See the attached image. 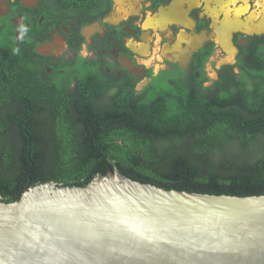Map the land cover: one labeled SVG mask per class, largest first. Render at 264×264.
I'll list each match as a JSON object with an SVG mask.
<instances>
[{"label": "trees", "instance_id": "trees-1", "mask_svg": "<svg viewBox=\"0 0 264 264\" xmlns=\"http://www.w3.org/2000/svg\"><path fill=\"white\" fill-rule=\"evenodd\" d=\"M237 68L206 86L154 76L135 91L84 57L47 71L0 27V199L48 181L83 186L114 166L166 189L264 194V42Z\"/></svg>", "mask_w": 264, "mask_h": 264}, {"label": "water", "instance_id": "water-1", "mask_svg": "<svg viewBox=\"0 0 264 264\" xmlns=\"http://www.w3.org/2000/svg\"><path fill=\"white\" fill-rule=\"evenodd\" d=\"M0 264H264V194L166 189L109 168L0 199Z\"/></svg>", "mask_w": 264, "mask_h": 264}, {"label": "flooded vegetation", "instance_id": "flooded-vegetation-1", "mask_svg": "<svg viewBox=\"0 0 264 264\" xmlns=\"http://www.w3.org/2000/svg\"><path fill=\"white\" fill-rule=\"evenodd\" d=\"M231 1L83 0L80 8L86 10L78 13L75 2L67 3L68 8L62 10L65 6L58 0H0V27L9 25L15 39L37 56L47 71L79 56L87 58L96 73L110 83L129 84L135 91L154 76L170 85L181 82L206 86L219 77V72H237L238 62L264 42V31L248 32L233 25L228 33L233 52L228 55L217 40L214 22L227 20L223 10L229 2L230 10H246L240 14L241 20L258 10L257 0ZM154 15L157 20L145 24L147 17ZM162 23L170 24L158 28ZM21 25L28 31L18 38ZM225 57L232 61L217 65ZM208 69L214 77L209 76Z\"/></svg>", "mask_w": 264, "mask_h": 264}, {"label": "bare ground", "instance_id": "bare-ground-1", "mask_svg": "<svg viewBox=\"0 0 264 264\" xmlns=\"http://www.w3.org/2000/svg\"><path fill=\"white\" fill-rule=\"evenodd\" d=\"M231 2L234 4V0H232ZM255 4H257L258 10L249 12V14H247L248 16L241 20L240 14L245 12L246 10H244L243 8H232L234 11L230 10V8H229L230 2H229L228 4H226L228 7L225 10H223L226 14L227 20H222V22L220 24L218 22H214V28H215L216 33H217V40L224 47V49L226 50L228 55H232V52H233V49H232V47H230L229 42H228V33L231 31L230 27H232L233 25H238V29H244L245 31H248V32L264 31V0H257V3H255ZM170 6L173 7L174 5L173 6L170 5ZM229 16L231 19L229 18ZM174 17H175V15H174ZM182 17H184V15H182ZM173 18H172V20H173ZM236 18H237V20H236ZM173 22H176V21H173ZM243 22H246L249 24H246L244 26L240 25ZM180 23H182V20L180 21ZM190 44H192V43H190ZM230 58H231V56H230Z\"/></svg>", "mask_w": 264, "mask_h": 264}, {"label": "rangeland", "instance_id": "rangeland-1", "mask_svg": "<svg viewBox=\"0 0 264 264\" xmlns=\"http://www.w3.org/2000/svg\"><path fill=\"white\" fill-rule=\"evenodd\" d=\"M214 9V8H213ZM137 10V9H136ZM135 10V11H136ZM133 12V11H132ZM212 12H214V10H212ZM156 15V14H155ZM155 15L154 16H149V17H147V19L145 20V24H146V22H148V21H153V20H157V19H154L155 18ZM160 21H162V20H160ZM161 23V22H160ZM168 24H170V23H162V24H160V26L158 27V28H165ZM144 25V24H143ZM155 25H153V29L155 28L156 29V27H154ZM155 34V33H154ZM156 34H158V33H156ZM158 35H161V34H158ZM157 35V36H158ZM179 58H181L182 59V57L180 56ZM231 59L230 58H228V57H225V58H221V59H219L218 61H217V65H219V64H221V63H225V62H231L230 61ZM208 71H209V76L212 78V77H214V72L213 71H211L210 69H208Z\"/></svg>", "mask_w": 264, "mask_h": 264}, {"label": "clouds", "instance_id": "clouds-1", "mask_svg": "<svg viewBox=\"0 0 264 264\" xmlns=\"http://www.w3.org/2000/svg\"><path fill=\"white\" fill-rule=\"evenodd\" d=\"M28 31V29L26 27H24L23 25L20 26L19 28V36L18 38H23L24 34ZM13 53L14 54H18L19 53V49L18 48H14L13 49Z\"/></svg>", "mask_w": 264, "mask_h": 264}]
</instances>
